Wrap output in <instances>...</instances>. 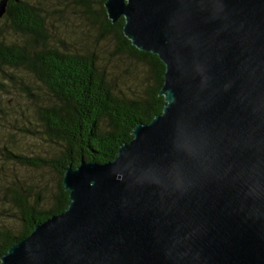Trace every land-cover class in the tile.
<instances>
[{"label":"water","instance_id":"1","mask_svg":"<svg viewBox=\"0 0 264 264\" xmlns=\"http://www.w3.org/2000/svg\"><path fill=\"white\" fill-rule=\"evenodd\" d=\"M0 0V20L8 3ZM165 106L1 264H264V0H106Z\"/></svg>","mask_w":264,"mask_h":264},{"label":"trees","instance_id":"2","mask_svg":"<svg viewBox=\"0 0 264 264\" xmlns=\"http://www.w3.org/2000/svg\"><path fill=\"white\" fill-rule=\"evenodd\" d=\"M105 1H99L97 11L89 0H76V4L98 24L101 37L114 38L118 55L147 67L150 84L146 90L121 91L112 70L99 54L69 49L57 35L58 27L45 8L47 3L40 0L8 3L2 19L10 36L0 32V72L23 70L41 86L43 101L36 111L41 126L38 133L57 146V152L44 159L7 151V158L22 166L51 168L59 180L58 189L48 199L33 200L29 192L8 190L7 201L18 211L20 227L0 225V260L37 225L66 211L70 199L62 180L69 165L77 168L82 161L100 164L113 161L121 146L133 139V129L138 124L151 123L163 111L165 101L159 92L164 82V64L156 55L141 52L132 45L123 33V18L112 24ZM25 88V93L34 97L31 88Z\"/></svg>","mask_w":264,"mask_h":264},{"label":"rangeland","instance_id":"3","mask_svg":"<svg viewBox=\"0 0 264 264\" xmlns=\"http://www.w3.org/2000/svg\"><path fill=\"white\" fill-rule=\"evenodd\" d=\"M58 27V37L74 51L99 54L112 70L118 88L123 92L143 91L150 84L147 67L127 56L118 55L114 38H103L98 24L89 17L76 0H40ZM92 9H99L100 0H89ZM4 20L0 32L7 33ZM13 37V36H12ZM31 88L33 96L25 93ZM41 86L25 71L5 69L0 72V225L19 229V213L8 203L9 189H21L31 198H50L58 189V174L51 168L22 166L7 158V151L28 158H52L57 146L45 139L37 119V106L42 104Z\"/></svg>","mask_w":264,"mask_h":264}]
</instances>
